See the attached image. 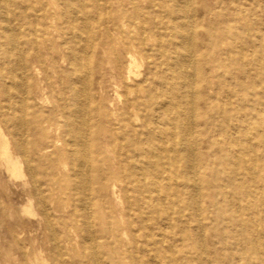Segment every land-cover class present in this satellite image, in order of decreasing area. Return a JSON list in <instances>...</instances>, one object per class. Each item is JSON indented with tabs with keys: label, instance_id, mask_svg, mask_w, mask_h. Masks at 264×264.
<instances>
[{
	"label": "rangeland",
	"instance_id": "374dc122",
	"mask_svg": "<svg viewBox=\"0 0 264 264\" xmlns=\"http://www.w3.org/2000/svg\"><path fill=\"white\" fill-rule=\"evenodd\" d=\"M12 3L31 15L34 7L40 8L37 0ZM42 5L51 8V0ZM86 5L92 25L88 47L93 46L86 68L89 181L73 176L63 152L59 113L71 117L74 91L81 85L72 81L64 52L66 18L61 12L48 14L31 25L39 30L40 47L39 55L27 52V64L38 75L28 70L26 76L30 88L39 79L43 107L28 111L25 155L12 149L22 173L13 176L0 159V264H264V0H190L185 9L194 27L193 113L187 83L193 70L185 65L190 52L175 37L172 4L88 0ZM124 17L140 20L152 37L148 56L139 45L130 49L141 80L148 78L154 90L150 103L144 102V91H131L134 83L128 82V48L118 30ZM2 51L0 46V66L7 61ZM165 56L170 67L161 66ZM182 63L186 82L177 70ZM159 73L166 74L163 84ZM163 90L173 102L167 106L168 137L159 114L153 113ZM135 96L145 106L138 112V125L150 120L154 129L151 167L144 156L148 141L143 129L134 132L119 124L114 129L120 146L111 140L112 119ZM9 107L0 89V127L7 135ZM181 134L197 143L193 159L181 146ZM134 138L144 146L143 155L137 166H128L121 159L130 154ZM46 147L49 151H39ZM39 201L46 203V213ZM87 227L93 231L98 262L92 258L95 243L85 234Z\"/></svg>",
	"mask_w": 264,
	"mask_h": 264
},
{
	"label": "bare ground",
	"instance_id": "6f19581e",
	"mask_svg": "<svg viewBox=\"0 0 264 264\" xmlns=\"http://www.w3.org/2000/svg\"><path fill=\"white\" fill-rule=\"evenodd\" d=\"M23 1L29 3L31 0H23ZM76 1L77 0H67L66 2H64L63 0H51L52 3L51 8H48L42 5V3L46 2V0H37V2L40 4V8L39 10H37L36 7H34L32 9V15H31L26 10L17 11V9L14 8V4L12 3V0H0V15L2 18V24H0V44H1L0 46L3 49L2 54H4L7 58V61L1 64L0 66V89L4 91L6 97L8 98V103L10 105L8 110L9 112L8 117L5 118L8 135L0 127V159L1 161H3L2 163H4L7 171L11 172L13 176L18 177L23 170H21L22 163L20 162V157H17L15 153H13L12 149H14L16 154H19L20 156H22V154L25 155V148H24L25 134L23 132L30 124L28 118L29 117L28 111L31 108V106L37 107L40 106L41 104L39 103L41 100V99L39 100V94L42 90L40 87L39 79H37L33 87L30 88L26 76L28 70H34L35 74L38 75V71L34 69L35 66L32 65L29 67L27 64V52L31 51L36 55H39V47H40V44L37 43L39 37L38 35L39 30L38 28L35 27L31 28V25L32 23L41 21L48 14H51V16L56 17L58 12H61V14L65 16L66 24L68 25L67 36L63 37L64 52L67 53L68 64L74 77L72 81H77L81 85L80 88H76L74 91L76 101L72 109L71 117L65 116L63 111L59 113L60 116L59 119H62L61 124L63 127V134L65 138L63 152L65 153L67 159L72 165L73 176L77 179L78 176L83 177L85 182H87V180L89 181L90 172L92 170L91 161L89 157L92 129H91V120L89 115L90 95L88 92V73L86 68L88 66L87 65L88 50L92 46L90 45L88 47V41L90 40L89 37H90L92 25L90 23L91 15L88 16V11L86 9L87 8L86 4L88 0H79L82 3L80 7L75 6ZM165 1L172 4V8H173L172 13L175 18V22H174V27L176 31L175 37L178 39L179 45L182 47H186L190 52L189 61L187 62V64L185 63V65L191 67L193 70L192 74L187 76L188 86L193 91L195 85V79H194L195 58L193 53L194 27L188 24L187 21L188 17L185 9L190 3V0H165ZM94 19L96 18L94 17ZM96 24H100L99 21ZM118 30L121 39L123 40L126 48H128V59L130 61L128 67V82L134 83V87H132L131 91L133 92H138L140 90L144 91L147 96V98L145 97L144 102L150 103L153 101L152 94L154 90H150V88L148 87L149 84L148 78L141 80L140 74L138 73L139 64L136 58L137 56L130 49L131 48L135 49L136 46L139 45L143 53L146 56H148L147 53L149 51L147 46H149L151 49L153 48V45H150L151 43H153L151 41L152 37L146 32L143 23L137 18L124 17L121 20V28H118ZM129 41L132 42L130 46L126 44ZM64 57L66 56L64 55ZM180 59L182 58L180 57ZM8 61H10L11 63H8ZM61 63L64 62L61 61ZM170 65L172 64L169 61V57L167 56L163 57L161 66L170 67ZM183 68H184V64L183 66L178 65L177 70L179 74L182 76V79L185 80L186 82V76L183 72ZM158 75L160 76L161 83L163 84L166 81V74L159 73ZM124 84H126L125 81ZM159 94L160 97H158V95L156 97H158V99H161V102L158 104L156 108L153 109V113L156 112L157 114H159V118H161L160 124L165 127L164 130L166 132V137H168L170 134L167 127L169 126V122L171 121V119H170V111L168 110L169 108L167 106L168 104L169 106L170 105L172 106L173 102L171 101L172 99L169 91L163 90L160 91ZM193 98H194V91L190 99L192 113L194 112ZM139 101H140L139 96H135V99L133 101L126 99L123 107L124 109L121 111L120 117L116 119H112V123H110V125L113 128V129L111 128V131L114 132V133L111 132V140L115 144L120 146L121 141L119 140L118 136L115 135V129H114L115 128L114 126H117L119 124L125 123L126 126L128 128H131L134 132H140L139 130L143 129L144 130L143 135L146 136V141H148L146 146L147 149L145 150L144 156L147 160V164L151 167L154 163L153 154L155 147L152 145L154 129L150 127V123H149L150 120L144 121L141 127L138 125V119H137L138 112L141 111L143 108H145V106H142ZM51 129L52 128L50 126L47 130L50 131ZM136 138L131 140L132 141L130 147L131 149L128 150V153L130 154L128 155L127 152H125L123 158L121 159L128 166H130L131 164L132 166H137L141 156L143 155L142 149L144 146L139 142V139ZM196 145L197 143L193 142V140L190 139L188 140L184 134H181V146H183V149H185L190 153L192 159L194 158V148L196 149ZM49 149L50 147H46L40 149L39 151L44 153L46 151H49ZM130 161L132 162L130 163ZM25 162L27 163V171L29 173V176L33 180L34 171L31 165L29 164V162L27 160ZM62 165H64V163ZM85 192L86 191L83 192L84 204H86L87 202ZM152 200L153 199L149 197L146 203L151 206L153 205ZM88 204H90L89 199H88ZM38 207L40 208V211L42 213H46L47 205L44 201H39ZM86 207H88L87 209L90 208L89 206ZM87 209L85 210L86 213L88 212ZM30 210L27 211L30 212ZM87 218H90V216L88 215ZM92 233L93 231L91 230L90 227L89 228L87 227L85 229V234L90 238L92 242L95 243V246L91 249L92 258L93 260L98 262L99 260L97 258V244L94 241V238L92 239V235H93ZM126 240H128L127 237Z\"/></svg>",
	"mask_w": 264,
	"mask_h": 264
}]
</instances>
